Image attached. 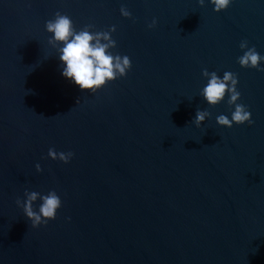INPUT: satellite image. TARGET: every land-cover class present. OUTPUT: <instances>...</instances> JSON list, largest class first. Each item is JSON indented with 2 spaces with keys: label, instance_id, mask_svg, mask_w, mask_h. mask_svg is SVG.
Segmentation results:
<instances>
[{
  "label": "water",
  "instance_id": "95a60500",
  "mask_svg": "<svg viewBox=\"0 0 264 264\" xmlns=\"http://www.w3.org/2000/svg\"><path fill=\"white\" fill-rule=\"evenodd\" d=\"M57 12L115 26L127 75L95 93L64 77ZM243 40L264 57V0H0V190L15 204L54 190L40 226L79 264H264V72L238 63ZM204 69L236 74L253 124H217L235 105H208Z\"/></svg>",
  "mask_w": 264,
  "mask_h": 264
},
{
  "label": "clouds",
  "instance_id": "9594fccd",
  "mask_svg": "<svg viewBox=\"0 0 264 264\" xmlns=\"http://www.w3.org/2000/svg\"><path fill=\"white\" fill-rule=\"evenodd\" d=\"M201 7L204 6L205 0H198ZM214 5V11L220 12L230 7L232 0H209ZM121 15L131 17V13L121 7ZM157 21L153 19L149 28L156 25ZM47 32L53 34L48 43L53 47L62 44L63 47L58 48L60 53L59 59L64 64L62 75L72 80L81 90L97 92L107 83L124 77L131 69V60L128 56L121 57L114 55L110 49L116 47V41L111 38V33L116 31L112 26L108 31L92 32L90 29L94 25H86L82 30L77 31L73 25L72 19L66 15L57 12L55 18L46 22ZM239 47L247 49L244 54L238 57V63L244 68H254L264 72V68L260 67V63L264 60L255 49L248 47L246 40L241 41ZM202 75L208 78L207 85L202 89L201 96L210 106H215L224 100L228 94L230 99L227 103L229 106L235 105V110L231 114V119L226 115L216 117V122L220 126L231 128L233 123L240 125L247 122L249 125L254 121L251 119V113L246 106L237 101L240 99V92L237 90L238 78L232 72H225L221 79L216 72H209L207 69L202 71ZM79 101H77L78 103ZM211 113L207 110H197L194 123L199 127ZM74 153L57 152L50 148L48 156L53 160H60L67 164L70 162ZM36 171L42 172L40 164H36ZM26 200H16L18 206L23 208L26 217L31 221L32 227L36 228L40 225H46L48 221L56 218L57 210L61 208L62 201L57 193L53 190L46 195L38 192L25 191ZM40 199L42 203L39 211H34L33 203Z\"/></svg>",
  "mask_w": 264,
  "mask_h": 264
}]
</instances>
